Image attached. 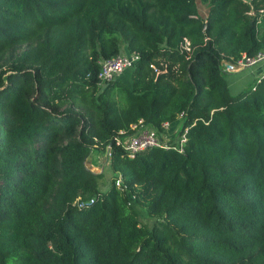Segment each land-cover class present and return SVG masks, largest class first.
<instances>
[{
    "label": "trees",
    "instance_id": "trees-1",
    "mask_svg": "<svg viewBox=\"0 0 264 264\" xmlns=\"http://www.w3.org/2000/svg\"><path fill=\"white\" fill-rule=\"evenodd\" d=\"M123 47L130 83H100ZM257 51L264 0H0V264H264V71L231 94L222 70ZM140 118L183 149L126 154Z\"/></svg>",
    "mask_w": 264,
    "mask_h": 264
},
{
    "label": "built area",
    "instance_id": "built-area-1",
    "mask_svg": "<svg viewBox=\"0 0 264 264\" xmlns=\"http://www.w3.org/2000/svg\"><path fill=\"white\" fill-rule=\"evenodd\" d=\"M179 48L181 51H184L189 57L191 53V45L188 38H184ZM139 58V53L135 51L118 53L108 58H104L100 61V70L98 77L100 83L111 80L117 77V74L121 73L127 68H132ZM259 62L264 63V51H257L254 54H248L242 52L240 57L235 60H223L222 61V70L224 72L233 71L237 68L246 67L253 65ZM151 67L158 71L160 69L166 70L167 66L162 65V67H157L154 63L151 64ZM262 73L255 79V82H259L262 78ZM254 82V83H255ZM255 85H253L254 87ZM182 113L179 114L181 116ZM170 122L165 121L162 123L163 128L168 127ZM129 129H119L114 136V141L117 145L121 146L126 154L134 155L138 151L147 148L149 146L163 145L166 146L167 141H162L159 132L150 125L146 124L142 118L137 122L130 124ZM164 130V129H163ZM186 129L179 135L177 140V147L181 150L183 149V143L186 139ZM115 185L124 188L123 181L120 175H117L115 178ZM92 199H90V202ZM89 201L78 200V206H82ZM130 204V202L128 201Z\"/></svg>",
    "mask_w": 264,
    "mask_h": 264
},
{
    "label": "rangeland",
    "instance_id": "rangeland-1",
    "mask_svg": "<svg viewBox=\"0 0 264 264\" xmlns=\"http://www.w3.org/2000/svg\"><path fill=\"white\" fill-rule=\"evenodd\" d=\"M198 4H199L200 13L205 14L206 9H207L206 4L201 3L199 1H198ZM123 52L124 51H122L121 53ZM131 70H129V73L128 71H125V72L122 71L121 74L120 73L117 74V77L126 80L127 78L126 75L130 76ZM224 75L226 77L229 92L231 94L237 93L242 87H243L242 90H244V88L248 85L247 84L248 81L239 80L238 73H233L230 71V72H224ZM178 123H179L178 120L172 121V123L169 124L168 127L163 128L164 130L157 131L159 132L162 141L168 142V141H173L174 139L177 140V134H178L177 132L179 128L177 126ZM108 155H109L108 150L104 151L101 149H93L91 150L90 154L85 160V164L88 168H90L93 171L101 173L99 186L102 190H104L109 185V183L112 180V175L114 174L116 175V173L112 170V168L109 165ZM128 198H129L130 204L133 205V207L138 211L140 219L146 224L151 225L155 220L154 216L149 214L144 207L137 204L135 200L133 199V197L131 196V194L128 195Z\"/></svg>",
    "mask_w": 264,
    "mask_h": 264
},
{
    "label": "crops",
    "instance_id": "crops-1",
    "mask_svg": "<svg viewBox=\"0 0 264 264\" xmlns=\"http://www.w3.org/2000/svg\"><path fill=\"white\" fill-rule=\"evenodd\" d=\"M125 47H123L122 51L126 52V50L124 49ZM123 52V53H124ZM129 70H131V68H127L125 70H123L124 72L125 71H128L129 73ZM264 71V63L263 62H259V63H256V64H253V65H249V66H246V67H242V68H237L231 72L233 73H238V76H239V80H242V81H248V85L249 84H254V80ZM230 72V71H229ZM121 74V73H120ZM123 74V73H122ZM126 80L127 82H130L131 81V74L130 76H127L126 75ZM243 89L240 88V90L238 92H241ZM237 92V93H238ZM178 120V124L177 126L180 128V124H181V120L180 119H176ZM175 120V121H176ZM172 122H170L171 124ZM178 128V129H179Z\"/></svg>",
    "mask_w": 264,
    "mask_h": 264
}]
</instances>
